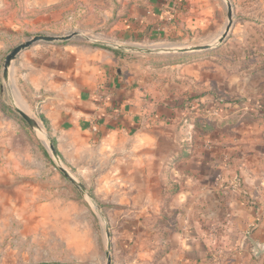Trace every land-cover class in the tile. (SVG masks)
<instances>
[{
	"label": "crops",
	"instance_id": "crops-1",
	"mask_svg": "<svg viewBox=\"0 0 264 264\" xmlns=\"http://www.w3.org/2000/svg\"><path fill=\"white\" fill-rule=\"evenodd\" d=\"M227 4L236 29L250 28L254 35L248 44L263 53L233 56L238 65L228 74L223 71L224 79L215 85L233 100L221 110L208 96L203 100L212 105L205 112L179 106L176 93L165 100L162 77H149L154 71L144 66L129 68L120 54L126 47L167 41L171 32L184 35L181 29L201 20L202 5L194 0H125L122 16L106 31L119 39L112 48L98 46L103 41L88 34L81 40L74 31L66 45L46 55L32 47L18 64L24 69L23 86L40 98L39 113L53 136L71 133L78 136L75 144L99 142L105 155L125 166L120 175L126 188L134 181L153 191L145 205L158 207L155 214H163V189L170 193L167 206L175 228L157 234L161 247L179 258L173 264H264V34L259 33L264 0ZM224 9L228 16L220 0L216 11ZM206 22L203 18L199 28L203 23L207 29ZM165 47L182 50L183 60L194 56L180 45ZM204 64L172 68L185 66L174 72L177 78L185 72L201 78ZM195 66L199 69L192 73ZM191 109L201 111V117L187 116ZM256 246L262 248L259 255Z\"/></svg>",
	"mask_w": 264,
	"mask_h": 264
},
{
	"label": "rangeland",
	"instance_id": "rangeland-1",
	"mask_svg": "<svg viewBox=\"0 0 264 264\" xmlns=\"http://www.w3.org/2000/svg\"><path fill=\"white\" fill-rule=\"evenodd\" d=\"M124 1L0 0V264H107V230L111 235L112 264H173L179 259L169 255L170 248L161 247L162 239L157 234L170 233L175 228V215L167 206L170 193L163 189V214H155L158 207L145 205L146 195L153 191L143 190V184L134 181L126 188L128 183L120 175L125 166L105 155L99 142L80 139L77 145V135L61 133L60 139L53 136L48 121L39 113L40 98L25 90L24 69L18 68L19 62L26 59L24 53L36 47L46 55L53 47L68 42H34L16 56L9 78L4 77L6 56L38 35L71 37L76 31L81 40L88 34L103 41L98 46L112 48L119 39L109 37L106 31L122 16L120 6ZM194 1L202 5L201 20L198 17L197 23L181 29L184 35L171 32L167 41L126 47L128 50L120 54L125 65H131L129 68L144 66L154 71L149 77H162L165 100L176 93L180 95L175 100L179 106L193 99L190 107L200 109L194 97L205 89H215L216 81L225 77L223 71L228 74L238 65L234 55L263 51H254L255 46L248 44L254 35L250 28L237 30L234 22L227 31L226 9L222 14L216 11L220 0ZM224 5L228 6L227 0ZM203 18L208 19L207 29L203 23L199 28ZM259 33L264 34V30ZM204 44L212 46L192 50L189 53L194 56L186 60L179 58L182 50L165 47L180 45L190 51ZM200 60L205 63L201 78L186 72L184 77L175 76L174 72L185 66L174 70L173 65ZM198 69L192 67V73ZM204 102L212 105V101ZM16 107L27 112L40 127H31ZM189 111L187 116L201 117V111ZM51 142L58 157L50 148ZM62 167L85 186L84 191L62 172Z\"/></svg>",
	"mask_w": 264,
	"mask_h": 264
},
{
	"label": "water",
	"instance_id": "water-1",
	"mask_svg": "<svg viewBox=\"0 0 264 264\" xmlns=\"http://www.w3.org/2000/svg\"><path fill=\"white\" fill-rule=\"evenodd\" d=\"M228 18H229V23L227 26V31L230 29L232 23H233V15H232V8L231 5H228ZM69 36H64V37H53V36H46V35H38L18 46H16L15 48H13L11 50V52L6 56L5 59V63H4V77L5 79L9 78V68L12 64V61L16 58V56L24 49L30 47L34 42L38 41V40H46V41H53V40H57V39H62V40H67ZM225 38V36H223L220 41H223V39ZM210 46H195L192 47L191 50H198V49H205V48H209ZM16 111L28 122V124L33 127V128H39L40 125L39 123L33 118L31 117L27 112H25L23 109L16 107ZM50 148L53 152V154L58 157V153L55 149V146L53 145V143H50ZM62 172L81 190H85V186L81 183H79L65 168H61ZM107 236L109 238V243H108V251L106 253L107 256V264H112V255H111V235H110V231L107 230ZM260 252H262V248L259 246L255 247V254L259 255Z\"/></svg>",
	"mask_w": 264,
	"mask_h": 264
},
{
	"label": "trees",
	"instance_id": "trees-1",
	"mask_svg": "<svg viewBox=\"0 0 264 264\" xmlns=\"http://www.w3.org/2000/svg\"><path fill=\"white\" fill-rule=\"evenodd\" d=\"M209 97L212 99L214 106L221 110L224 107L225 103L228 102H233L232 99L225 97L220 91L215 89H205L202 93H200L198 96L194 97L197 98V100L199 101V108L201 111L205 112L206 110L210 109V106L204 102L203 97ZM193 99H191L192 101ZM191 101L186 102L185 104L187 106H190V104L192 103ZM42 118L44 119V117L42 116Z\"/></svg>",
	"mask_w": 264,
	"mask_h": 264
}]
</instances>
